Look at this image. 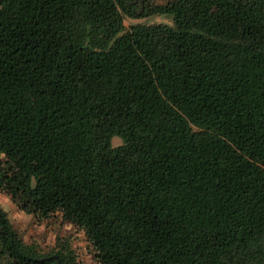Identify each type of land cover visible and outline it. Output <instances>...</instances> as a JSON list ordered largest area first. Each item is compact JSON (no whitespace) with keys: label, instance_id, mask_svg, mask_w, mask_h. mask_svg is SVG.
Wrapping results in <instances>:
<instances>
[{"label":"trees","instance_id":"trees-1","mask_svg":"<svg viewBox=\"0 0 264 264\" xmlns=\"http://www.w3.org/2000/svg\"><path fill=\"white\" fill-rule=\"evenodd\" d=\"M0 192L97 264H264V0H0ZM0 264L80 262L0 209Z\"/></svg>","mask_w":264,"mask_h":264},{"label":"rangeland","instance_id":"rangeland-1","mask_svg":"<svg viewBox=\"0 0 264 264\" xmlns=\"http://www.w3.org/2000/svg\"><path fill=\"white\" fill-rule=\"evenodd\" d=\"M154 20L164 19L155 17ZM117 143V138L112 137L111 144ZM0 209L6 213L9 222L21 233L24 240H35L43 251H48L55 244L56 238H60L70 243L80 264H97L92 260L91 250L81 231L70 224L60 222L57 214L36 224L29 214L17 210L15 203L1 192Z\"/></svg>","mask_w":264,"mask_h":264}]
</instances>
